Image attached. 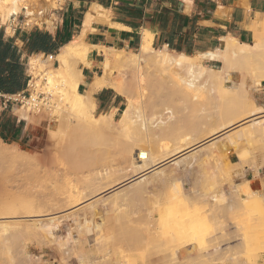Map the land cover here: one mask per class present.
Segmentation results:
<instances>
[{
    "label": "rangeland",
    "instance_id": "1",
    "mask_svg": "<svg viewBox=\"0 0 264 264\" xmlns=\"http://www.w3.org/2000/svg\"><path fill=\"white\" fill-rule=\"evenodd\" d=\"M23 17L13 26H35ZM261 24L254 25L248 41L255 47L242 57L226 62L218 52L221 43L212 51L218 53L214 60L187 55L199 59V70L196 64L188 69L134 58L138 47L106 48L113 63L107 79L120 84L137 108L127 127L118 122L126 105L120 96L117 111L92 112L96 118L113 112L111 124L77 121L79 107L70 101L79 97L86 105L89 99L78 92L83 79L75 58L69 71L60 70L71 82L73 97L51 95L50 107L39 110L15 107L22 135L0 140V264H219L216 259L226 255L242 264H249L246 255L251 264H264V29L254 30ZM46 64L41 72L60 68ZM101 70L100 64L98 76ZM248 121L251 136L238 141L222 136L211 145L215 135L230 132V125L236 129ZM174 148L182 151L172 156ZM151 159L158 165L141 180L143 172L134 170ZM66 192L85 202L69 212ZM255 193L258 205L248 196ZM254 228L263 231L260 243L256 233L261 231ZM186 238L191 245L182 247Z\"/></svg>",
    "mask_w": 264,
    "mask_h": 264
},
{
    "label": "crops",
    "instance_id": "2",
    "mask_svg": "<svg viewBox=\"0 0 264 264\" xmlns=\"http://www.w3.org/2000/svg\"><path fill=\"white\" fill-rule=\"evenodd\" d=\"M54 5L57 8L50 6L49 18L54 20L50 30L13 24L8 28L0 23L1 91H27L31 59L44 60L48 55L56 59L65 44L81 35L86 15L98 8L104 16L91 21L82 36L84 44L131 50L147 32L152 48L166 47L189 56L214 51L228 36L248 43L255 23L264 21V0H56ZM101 54L92 50L90 67L79 65L83 80L78 92H84L98 76ZM112 91L104 87L92 94L96 111L118 110L121 98ZM14 108L0 114L1 141L19 140L22 135Z\"/></svg>",
    "mask_w": 264,
    "mask_h": 264
},
{
    "label": "bare ground",
    "instance_id": "3",
    "mask_svg": "<svg viewBox=\"0 0 264 264\" xmlns=\"http://www.w3.org/2000/svg\"><path fill=\"white\" fill-rule=\"evenodd\" d=\"M56 0H0V23L1 24H7L8 28H11L9 27L11 24L15 23V21H17L21 16H24L25 17V23L26 24H33L35 26H38V27H42V26H45L46 28H49L51 29L54 25V20L52 18H49V15L48 17H43V15H47L48 13H50V6H55L54 3H55ZM188 1V0H187ZM189 5V4H188ZM97 16H100V17H103L104 16V10L102 8H98L96 10H92L89 14L86 15V18H85V21H84V26L85 27L82 31H81V35L76 37L73 41L65 44L61 50L59 51V54L57 55L56 57V60L58 61L59 63V67L60 68H56V73L53 72V70H46V71H43L41 72L40 70H42L44 68V66H48L46 63H49L50 61H48L47 59L45 61L47 62H44L41 60V58L38 57V59H31L30 61V67H29V73L31 75V82H30V90H32L33 92H35V94L37 95L38 94V91H44L47 95H54L56 97H62L63 99H65L67 96L69 97V89H70V86H71V82H69L67 80V78H65L66 76L63 75V72L64 70L60 71L62 68H65V70H68L71 68V65L69 64V61H72L71 59L72 58H75V63H76V69H77V73L79 75L77 76H80L81 74V71L80 69L77 67V65H82L83 67H89L90 66V57H91V53H88L86 51L83 50V48L81 47V45L83 44V40L82 39V36L83 34L85 33L86 31V28L89 26V24L91 23V21L96 18ZM97 20V19H96ZM261 22V21H260ZM95 23V22H94ZM14 25V24H13ZM256 25V24H255ZM258 25H256L257 27ZM90 28V27H89ZM255 29H264V21L262 22L260 28H254ZM95 31V30H94ZM151 41H152V36L151 34L145 32L143 34V37L139 43V46H138V50L135 52V53H132L134 56V58H140V56H144V57H148L150 58L155 64L157 65H160V66H184V67H187L188 69H191V67L196 64L197 67H198V70L200 69L199 67V59H204V58H207L209 60H214L213 58L216 57L217 54H215L214 52H207V53H204V54H199V55H195L196 58H199L197 59L196 61H191L190 59L187 58V55L185 54H177V55H171L170 51L166 48V47H163L161 48L160 50H157L155 51L152 46H151ZM255 47V44L253 43H242V42H239L237 39L235 38H232L230 36L228 37H224L221 39V49L218 50V52L223 55V57H226V62H227V57L228 58H233V57H242L244 54H245V50L246 48L249 47V49L251 50L253 47ZM108 49V48H107ZM106 48H103V47H94V50H97L98 52L102 53L101 55L104 57V61L101 63L102 65V75L101 76H96L93 80V83L86 87L85 88V92L87 94V97H88V103L86 105H84L82 103V100H80L79 97H75L74 98V101L72 99V101L70 102H74V104L76 106L79 107V120H77L78 122L83 121V122H87L88 124L90 125H98V124H111L114 120H113V112H109L108 114H105V115H101L99 117H94L92 115V112L94 111L95 109V103H94V100L93 98L91 97V95L95 92H97L98 90H102V88L104 87H108L110 88L111 90H113L118 96L122 97L125 102H126V105H125V108L122 110V114L120 116V119L118 120V122L123 126V127H127L131 124L132 120H133V115H134V111L135 109V104L129 99L126 91L123 89V87L120 85V84H115V83H110L109 82V78L107 79V75L109 73V70H110V65H111V57L108 53ZM111 51V50H109ZM124 52V51H123ZM129 56V55H128ZM178 56V57H177ZM218 57V56H217ZM216 57V58H217ZM223 57H219L218 59L219 60H222L224 61ZM133 58V57H132ZM215 58V59H216ZM223 58V59H222ZM230 58V59H231ZM115 59V58H114ZM228 59V60H230ZM234 59V58H233ZM237 59V58H236ZM225 62V61H224ZM229 62V61H228ZM39 64V65H38ZM72 64V63H71ZM113 64V63H112ZM43 66V67H42ZM74 67V69H75ZM196 67V68H197ZM202 70V69H201ZM71 71V70H70ZM76 74V72H75ZM74 75V74H73ZM68 79H70V77H68ZM138 81V80H137ZM73 83V82H72ZM90 84V83H89ZM72 88V87H71ZM69 90V91H68ZM43 93V92H42ZM72 93V91H71ZM44 94V93H43ZM73 94V93H72ZM85 94V95H86ZM173 96L174 93H171ZM177 92L174 94L176 96ZM75 95V94H74ZM71 96V95H70ZM174 96V97H175ZM73 97V96H71ZM70 97V98H71ZM61 98V99H62ZM69 99V98H68ZM62 101V100H61ZM67 101V100H66ZM69 101V100H68ZM69 103V102H67ZM64 105V104H63ZM58 108V107H57ZM61 109V108H59ZM55 110V113H56V116L59 117L60 119L64 118L63 116V112H60L62 110ZM247 109V108H246ZM245 110V109H244ZM250 110L252 111L251 109V106H250ZM18 111V110H17ZM66 111V110H65ZM18 113V112H17ZM78 113V112H77ZM249 113V111H248ZM250 114V113H249ZM55 115V114H54ZM78 117V116H76ZM56 118V117H55ZM242 118V117H241ZM64 120V119H62ZM61 120V121H62ZM251 120V119H250ZM67 122V121H66ZM251 121H248L246 123H241V125L239 124L238 127H236V129H232L234 128L233 127H228L230 132L226 133L227 135H221V134H217L213 137V141L211 143V145L215 146V144L218 143L219 141V138H227L228 136H232L233 138H235V140H239V138H242V137H249L253 134V132L251 131L252 129L250 128V123ZM264 122V120H263ZM66 124V123H65ZM264 124V123H263ZM253 125V124H252ZM224 126V125H223ZM251 130H250V129ZM165 129V131H167L168 128H162L161 132H163V130ZM164 131V132H165ZM169 131V130H168ZM254 131V129H253ZM163 132V133H164ZM166 133V132H165ZM220 133V132H219ZM231 137V138H232ZM222 138V139H223ZM211 140V139H210ZM229 140V139H228ZM209 141V140H208ZM196 145V144H195ZM179 147V146H178ZM183 146H181L182 148ZM189 147V146H187ZM180 148V147H179ZM184 148V147H183ZM182 148V150H183ZM186 148V147H185ZM184 148V149H185ZM194 148V147H193ZM196 148V147H195ZM177 149V148H176ZM174 148V151L171 152V155H176L178 154V152H181L182 150L181 149H178L176 150ZM190 151V150H189ZM187 152V151H186ZM185 152V153H186ZM166 154V153H165ZM168 154V157L167 158H170L172 157L171 155L169 156V153L167 152ZM166 154V156H167ZM205 156V155H204ZM175 158V157H174ZM254 158V157H253ZM166 160V158L164 159ZM180 160V159H179ZM177 160V161H179ZM161 161V160H159ZM163 161V160H162ZM161 161V162H162ZM180 162V161H179ZM172 163H177V162H172ZM158 165V160H149V162H147L145 165H143L142 167H138L136 168L134 171H141L143 173L139 174V178H141L142 180V177L144 176V173H146V171H150V169H155V167ZM161 166V165H160ZM164 167V166H163ZM185 167V166H184ZM183 167V168H184ZM166 168V167H164ZM143 169L145 171H143ZM161 169V168H160ZM159 169V171H160ZM158 171V170H157ZM140 173V172H138ZM159 173V172H158ZM146 175V174H145ZM159 177V175H157ZM156 176V177H157ZM162 175H160L159 179L161 178ZM165 177V176H164ZM144 179V178H143ZM140 180V179H139ZM131 181V180H130ZM129 181V182H130ZM165 181V180H163ZM161 183V182H160ZM177 183V182H176ZM144 184V183H143ZM119 187V186H118ZM240 187V186H239ZM146 188V186H145ZM242 188V187H241ZM240 188V189H241ZM68 189V188H67ZM141 189V188H140ZM69 190V189H68ZM115 190V189H113ZM65 191V190H64ZM106 191V190H104ZM133 191V190H132ZM142 192V190H140ZM244 191V190H243ZM248 191V190H246ZM109 192V191H108ZM249 192V191H248ZM69 193V192H68ZM68 193L66 192V194L68 195ZM76 194V193H75ZM74 194V195H75ZM106 194V193H105ZM165 194V193H164ZM180 194V193H179ZM251 195V193H249ZM79 195V194H78ZM74 196L73 195L71 196V194L69 193V196L67 197H70L69 199V205H70V208H71V211L69 212H72V208L73 211L77 208H80L79 207V204L81 203V206H82V202L85 200H81L79 198V196ZM103 195V194H102ZM109 195V193H108ZM244 195V194H243ZM248 195L250 198L252 197L253 200H256L257 197V194L255 193L253 196H250ZM167 196V195H166ZM247 196V197H248ZM164 196H162L163 198ZM175 197V196H174ZM177 197V196H176ZM248 197V198H249ZM83 198V197H81ZM127 198V197H126ZM161 198V200H162ZM183 198V197H182ZM67 199V198H65ZM168 199V198H167ZM178 199V198H177ZM68 200V199H67ZM183 200V199H182ZM181 200V201H182ZM251 200V202L253 201ZM166 201V200H165ZM173 201V200H172ZM185 202L187 200H184ZM243 201V200H242ZM250 201V200H249ZM258 200L256 201H253L256 205H258L259 201L257 202ZM85 202V201H84ZM83 202V203H84ZM91 202V201H90ZM167 202V201H166ZM171 202V201H170ZM184 202V203H185ZM188 202V201H187ZM192 202V201H191ZM195 202H198V201H195ZM263 202V201H262ZM68 203V202H67ZM114 203V202H113ZM161 203V202H160ZM247 203V202H246ZM246 203L244 205H246ZM87 204V203H86ZM86 204H83V205H86ZM89 204V203H88ZM190 205V203H188ZM194 204L196 203H193V207H194ZM242 204V205H243ZM250 205L252 203H249ZM249 204H247L249 206ZM261 204V203H260ZM160 204H158L159 206ZM172 205V203H171ZM174 205V204H173ZM88 206V205H87ZM119 206V205H118ZM117 206V207H118ZM177 206V205H176ZM186 206V205H184ZM192 206V203L191 205ZM254 206V204H253ZM252 206V207H253ZM84 207V206H83ZM94 207V206H93ZM159 207H162V205H160ZM170 207V206H169ZM171 207H174V206H171ZM188 207V206H187ZM191 207V208H193ZM196 207V206H195ZM251 207V206H250ZM251 207V208H252ZM257 207V206H256ZM186 208V207H185ZM190 208V207H189ZM188 208V209H189ZM198 208V207H197ZM196 208V209H197ZM246 208V207H245ZM259 208V207H258ZM169 209V208H168ZM194 209V208H193ZM196 209H195V212H196ZM247 209V208H246ZM79 210V209H78ZM250 210V209H248ZM160 211V210H159ZM186 211V210H185ZM245 211V210H244ZM90 212V211H89ZM246 212V211H245ZM252 212V211H251ZM201 213V212H200ZM237 213V212H236ZM247 213V212H246ZM93 214V213H92ZM186 214V213H185ZM188 214V213H187ZM243 214V213H242ZM250 214V213H249ZM69 215V214H68ZM90 215V214H89ZM199 215V214H198ZM197 215V216H198ZM92 216V215H91ZM183 216V215H182ZM188 216V215H186ZM193 216V215H192ZM238 216V215H237ZM189 217V216H188ZM248 217V216H247ZM251 217V215L249 216ZM254 218V217H251V219ZM84 219V218H83ZM173 219V218H172ZM186 219H188L186 217ZM192 219V218H191ZM244 219V218H243ZM249 219V218H248ZM250 220V219H249ZM260 220V218H259ZM262 220V219H261ZM186 221V224H188L189 226V223H187V220ZM196 221V220H195ZM253 221V220H252ZM258 221V220H257ZM133 222V221H132ZM175 222V221H174ZM177 222V221H176ZM184 222V221H183ZM248 222V220H247ZM256 222V221H255ZM239 223V222H238ZM249 223V222H248ZM257 223V222H256ZM261 223V224H260ZM260 223H257V226L258 224L263 225L262 222L260 221ZM130 224V223H129ZM176 224V223H174ZM194 224V223H193ZM206 224V222H205ZM255 224V223H254ZM143 225V224H142ZM152 225V224H151ZM183 225V224H182ZM148 226V225H147ZM146 226V227H147ZM187 226V225H185ZM191 226V225H190ZM199 226V224H198ZM246 226H249V225H246ZM245 226V227H246ZM256 226V225H255ZM145 227V228H146ZM252 227V226H251ZM262 227V226H261ZM140 228V226H139ZM152 228V227H151ZM253 228V227H252ZM264 228V227H263ZM182 229V228H181ZM194 229V228H193ZM249 229V228H248ZM247 229V230H248ZM152 230V229H151ZM164 230V229H163ZM202 230V229H201ZM251 230V228L249 229ZM255 230V228L253 229V231ZM260 230V228H256L255 232ZM155 231V230H154ZM197 231V230H196ZM203 232V231H202ZM249 232V231H248ZM258 232V231H257ZM152 233V232H151ZM191 233V232H190ZM261 233H263V231H261L260 233H256L257 236L259 234V236H261ZM191 235V234H189ZM203 235V234H202ZM255 235V234H254ZM152 236V235H151ZM245 236V235H244ZM250 236V235H249ZM256 236V235H255ZM258 236V237H259ZM263 236V234H262ZM184 237V236H183ZM208 237V236H207ZM252 237V236H251ZM257 237V238H258ZM152 238V237H151ZM177 238V237H176ZM175 238V240H176ZM182 238V237H181ZM180 238V239H181ZM197 238V237H196ZM206 238V237H205ZM256 238V237H255ZM256 238V239H257ZM260 238V237H259ZM150 239V238H149ZM189 239V238H188ZM202 239V238H201ZM248 239V238H247ZM262 238H260L258 240V242L261 240ZM184 240V239H183ZM187 240V238H186ZM197 240V239H196ZM253 240V239H252ZM189 240H187V242H185V245L180 244L182 245V247H185L186 244L190 243L188 242ZM192 241V240H190ZM230 241V240H229ZM248 241V240H247ZM163 242V241H162ZM254 242V241H253ZM264 237H263V241L261 240V244L264 245ZM158 243V242H157ZM183 243V242H182ZM252 243V242H250ZM260 243V242H259ZM159 244H162V243H159ZM156 245V244H155ZM191 245V243H190ZM222 245V244H221ZM162 246V245H160ZM164 246V245H163ZM248 246V245H247ZM262 248L263 246L260 245ZM175 248V245L172 246V248ZM177 247H178V244H177ZM180 247V246H179ZM178 247V248H179ZM236 247V246H235ZM168 248V247H167ZM177 248V249H178ZM214 248V247H213ZM245 248V247H244ZM156 249V248H155ZM160 249V248H159ZM169 249V248H168ZM192 249V248H191ZM238 249V248H237ZM243 249V247H242ZM146 250V249H145ZM160 250H164V249H160ZM172 251V249H170ZM180 250V248H179ZM234 250V249H233ZM246 250V249H245ZM244 250V251H245ZM194 251V250H192ZM160 252V251H159ZM173 252V251H172ZM218 252V251H217ZM243 253V252H242ZM240 253V254H242ZM160 254V253H158ZM174 254V253H173ZM217 254V253H216ZM219 254V253H218ZM239 253H237V255H240ZM245 254V253H244ZM161 255V254H160ZM163 255V254H162ZM214 255V254H213ZM249 255V254H248ZM243 256V255H242ZM241 256V257H242ZM227 257V255L225 256ZM217 257L218 259L217 262H219V264H226L225 262L228 261L227 264H242L241 260L235 258V257H227L226 259ZM247 257V255H246ZM245 257V260L246 262H248L249 264L250 263V260L247 261L248 259H246ZM249 258V257H248ZM258 259V258H257ZM256 257L254 258V260H257ZM206 260V259H205ZM204 260V261H205ZM212 260H210V263H211ZM208 262V261H207ZM245 263V261H244ZM252 264H258L257 261H254Z\"/></svg>",
    "mask_w": 264,
    "mask_h": 264
},
{
    "label": "built area",
    "instance_id": "4",
    "mask_svg": "<svg viewBox=\"0 0 264 264\" xmlns=\"http://www.w3.org/2000/svg\"><path fill=\"white\" fill-rule=\"evenodd\" d=\"M53 65L57 63V60L52 55L45 57ZM51 95L44 96V94H35L30 90V86L25 92H18L14 94H8L0 91V114L8 112L12 107L26 108L30 110H39L42 108L50 107Z\"/></svg>",
    "mask_w": 264,
    "mask_h": 264
},
{
    "label": "trees",
    "instance_id": "5",
    "mask_svg": "<svg viewBox=\"0 0 264 264\" xmlns=\"http://www.w3.org/2000/svg\"><path fill=\"white\" fill-rule=\"evenodd\" d=\"M1 91V90H0ZM4 93H8V94H14V93H18V92H11V91H2Z\"/></svg>",
    "mask_w": 264,
    "mask_h": 264
},
{
    "label": "water",
    "instance_id": "6",
    "mask_svg": "<svg viewBox=\"0 0 264 264\" xmlns=\"http://www.w3.org/2000/svg\"><path fill=\"white\" fill-rule=\"evenodd\" d=\"M172 161V159L171 160H169V161H167L166 163H169V162H171ZM127 183H129V182H127ZM126 184V183H125ZM125 184H122V185H125ZM120 187V186H119Z\"/></svg>",
    "mask_w": 264,
    "mask_h": 264
}]
</instances>
